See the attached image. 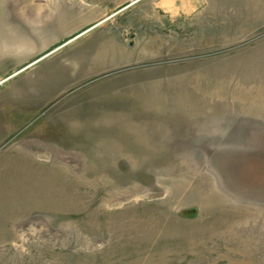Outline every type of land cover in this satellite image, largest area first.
Wrapping results in <instances>:
<instances>
[{"label":"rangeland","instance_id":"rangeland-1","mask_svg":"<svg viewBox=\"0 0 264 264\" xmlns=\"http://www.w3.org/2000/svg\"><path fill=\"white\" fill-rule=\"evenodd\" d=\"M0 264H264V0H0Z\"/></svg>","mask_w":264,"mask_h":264}]
</instances>
